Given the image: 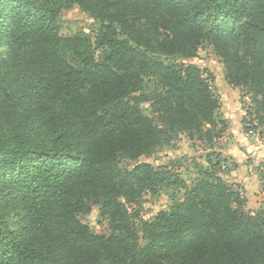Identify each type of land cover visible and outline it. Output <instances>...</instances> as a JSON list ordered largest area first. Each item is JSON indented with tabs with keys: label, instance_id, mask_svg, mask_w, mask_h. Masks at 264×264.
I'll use <instances>...</instances> for the list:
<instances>
[{
	"label": "trees",
	"instance_id": "trees-1",
	"mask_svg": "<svg viewBox=\"0 0 264 264\" xmlns=\"http://www.w3.org/2000/svg\"><path fill=\"white\" fill-rule=\"evenodd\" d=\"M73 5L101 23L93 37L60 32ZM204 44L262 121L264 0H0V264H264V200L245 211L213 166L188 186L166 167L121 165L180 133L221 136L203 71L158 58ZM163 184L182 195L140 237L127 206ZM87 202L108 235L79 220Z\"/></svg>",
	"mask_w": 264,
	"mask_h": 264
},
{
	"label": "rangeland",
	"instance_id": "rangeland-1",
	"mask_svg": "<svg viewBox=\"0 0 264 264\" xmlns=\"http://www.w3.org/2000/svg\"><path fill=\"white\" fill-rule=\"evenodd\" d=\"M57 22L63 34L84 31L93 37L101 29L99 20L80 10L77 5L64 8ZM0 49L6 52L4 45ZM158 58L170 63H192L203 71L220 97V115L225 121V128L221 136L212 142L199 138L190 140L180 133L162 150L150 156L142 155L135 161L123 160L121 165L132 168L140 163H148L154 167H166L177 172L188 186L197 177L200 167L213 166L227 182L241 189L246 198L243 209L254 212L264 200V118L260 121L253 113L249 114L252 106L248 94L242 88L226 82L223 64L209 45L200 46L197 55L190 59L161 55ZM140 106L145 114L157 116L151 101L141 102ZM181 195L182 191L178 188L163 184L156 187L154 192L144 191L137 203L127 206L128 213L133 215L132 219L139 228L140 237L142 222L168 209ZM85 207L78 214L79 220L94 233L108 235V222L101 215L99 207L92 202H87Z\"/></svg>",
	"mask_w": 264,
	"mask_h": 264
}]
</instances>
